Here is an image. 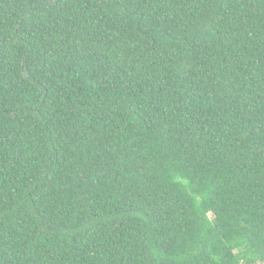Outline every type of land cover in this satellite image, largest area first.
Wrapping results in <instances>:
<instances>
[{"label": "trees", "instance_id": "trees-1", "mask_svg": "<svg viewBox=\"0 0 264 264\" xmlns=\"http://www.w3.org/2000/svg\"><path fill=\"white\" fill-rule=\"evenodd\" d=\"M0 264H264V0H0Z\"/></svg>", "mask_w": 264, "mask_h": 264}]
</instances>
